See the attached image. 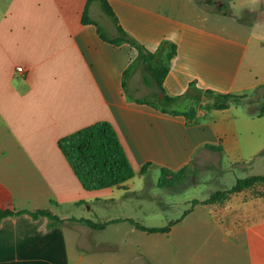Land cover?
<instances>
[{
  "label": "crops",
  "instance_id": "1",
  "mask_svg": "<svg viewBox=\"0 0 264 264\" xmlns=\"http://www.w3.org/2000/svg\"><path fill=\"white\" fill-rule=\"evenodd\" d=\"M88 1L0 0V211H49L64 221L2 219L0 264H101L105 228L79 221L97 224L101 209L118 205L102 223L134 222L123 211L130 198L146 199L135 183L149 168L200 175L176 184L197 204L166 233L132 224L118 232L135 254L125 264H264V183L231 192L237 180L264 176V116L191 98L248 97L264 85V0H227L222 16L199 0H105L113 20L92 1L83 24ZM117 27L128 42L114 43ZM139 54L161 69L160 88ZM164 97L177 101L159 104ZM101 121L114 128L134 175L85 191L57 143ZM227 175L234 183H224ZM216 192L220 202L203 204Z\"/></svg>",
  "mask_w": 264,
  "mask_h": 264
},
{
  "label": "trees",
  "instance_id": "2",
  "mask_svg": "<svg viewBox=\"0 0 264 264\" xmlns=\"http://www.w3.org/2000/svg\"><path fill=\"white\" fill-rule=\"evenodd\" d=\"M92 1H99L102 11L113 20V14L106 4L105 0H89L83 11L82 23L87 24L90 22L88 18L87 6ZM118 33L125 40L114 41L116 45H121L128 42L125 33H123L117 27ZM143 59V56L140 55ZM147 73L153 77L158 87L160 88L161 77L163 73L160 68H154L151 65L146 67ZM218 102L213 106H207L208 108H225L231 103L238 102L240 99L246 98V96L237 97L231 95H215L211 92ZM256 93L264 94V85L260 86ZM177 99L163 98L161 105L176 102ZM258 116H264V103L260 104L256 110ZM58 148L65 157L69 167L73 174L83 187L85 191H97L114 186H118L134 175L133 169L127 159V156L123 150V147L118 139V136L114 128L108 122H97L88 127H85L79 131L69 134L58 141ZM147 166L141 169V173H144ZM185 170H181L171 175L168 181H164L163 173H161L158 183L160 187H166L168 184H172L183 176ZM257 183H264V176L248 177L242 180H237L235 186L231 189V192L239 191L248 187H251ZM222 192L214 193L208 200L203 204H210L214 202H220L223 197ZM27 214L31 218L36 219L39 216L46 217L50 224L49 226H57L62 224L64 221L58 219L52 215L49 211H36L34 213L29 212H18L13 213L11 211H0V221L6 217ZM86 225L88 228L100 231L103 230L106 224H94L87 220L79 221ZM136 229L146 232L148 234L153 233H166L169 231L170 226L163 228H144L131 220H128Z\"/></svg>",
  "mask_w": 264,
  "mask_h": 264
},
{
  "label": "rangeland",
  "instance_id": "3",
  "mask_svg": "<svg viewBox=\"0 0 264 264\" xmlns=\"http://www.w3.org/2000/svg\"><path fill=\"white\" fill-rule=\"evenodd\" d=\"M203 1L204 0H199L201 8L205 13L212 16H222L224 14V11L221 10L223 7L227 6V0H210L209 4H205ZM118 40L125 39H123L117 31L114 41ZM140 62L145 65V68L150 65V61H148L145 57L140 59ZM135 64L139 65L140 63L139 61H136ZM146 83L147 81L145 80V86ZM146 89L150 90V87H147ZM191 98L194 101L195 106H199L200 104L201 107L213 106L218 102V100L208 92H196ZM162 100L163 98L160 99L159 104L163 103L161 102ZM263 103L264 94L256 93L240 99L238 102L233 104L243 105L250 112H256L260 104ZM184 175L185 174H183V176L176 182L168 184L166 187H161L164 188V192L161 193L157 185L160 178V172L156 169L149 168V170L146 171V175L142 177V183H135L137 186H141V188H143L142 192L145 193L146 199L130 198V203H132L133 206L131 208L124 209L123 213L126 216L133 218L135 220L134 222L139 223L144 227H171L181 218L188 216V214L191 213L193 206L197 204V201H191L192 194L188 189L183 191V193L179 192L181 187H177L176 184L180 183L181 185V183H188V181L193 183L194 180L198 182L201 179V176L198 174V178H192L191 176L189 177L186 175V178L184 179ZM168 176L169 175L167 174H163L164 181H168L171 178V176ZM224 183H234V177L232 175H227L226 178L224 177ZM139 204L142 205V209H135V207ZM120 210L122 209H120L118 205H114V207L109 210L101 209L98 213V218L94 220L97 224H103L102 222L106 220L107 216H117L118 211ZM107 225L105 227V231L99 234L101 237L100 246L98 247L96 254H99L101 260L103 261L101 264H125V262L131 259L132 254H135L132 253L133 250L131 246L126 244L120 245V241L124 237L123 234L120 235L118 232L124 230L127 233L130 229H134V227L128 221L118 225ZM136 231L137 232H135V234H132V238L134 239L138 238V235H140V232L138 230ZM141 236L144 237L143 235ZM148 237L150 238L151 236ZM139 253H141V251H139Z\"/></svg>",
  "mask_w": 264,
  "mask_h": 264
},
{
  "label": "built area",
  "instance_id": "4",
  "mask_svg": "<svg viewBox=\"0 0 264 264\" xmlns=\"http://www.w3.org/2000/svg\"><path fill=\"white\" fill-rule=\"evenodd\" d=\"M17 72L21 73L22 69L21 68H17Z\"/></svg>",
  "mask_w": 264,
  "mask_h": 264
},
{
  "label": "water",
  "instance_id": "5",
  "mask_svg": "<svg viewBox=\"0 0 264 264\" xmlns=\"http://www.w3.org/2000/svg\"><path fill=\"white\" fill-rule=\"evenodd\" d=\"M207 2V4H208V1H206Z\"/></svg>",
  "mask_w": 264,
  "mask_h": 264
}]
</instances>
